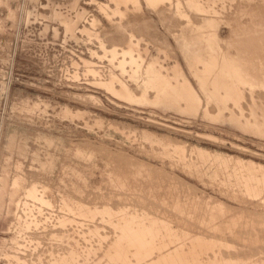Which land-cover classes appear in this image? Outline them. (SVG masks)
<instances>
[{"label": "rangeland", "instance_id": "obj_1", "mask_svg": "<svg viewBox=\"0 0 264 264\" xmlns=\"http://www.w3.org/2000/svg\"><path fill=\"white\" fill-rule=\"evenodd\" d=\"M256 111L264 0H0V264H264Z\"/></svg>", "mask_w": 264, "mask_h": 264}, {"label": "bare ground", "instance_id": "obj_2", "mask_svg": "<svg viewBox=\"0 0 264 264\" xmlns=\"http://www.w3.org/2000/svg\"><path fill=\"white\" fill-rule=\"evenodd\" d=\"M212 67H215V66H211L210 68H207V69H209V73H210V69H212ZM205 69H206V68H205ZM205 69H204V71H205ZM221 69H224V68H221ZM202 70H203V69H202ZM214 70H215V71L217 70L216 67H215ZM214 70H212L211 73H212ZM209 73H208V75L206 74V76L204 75V77H205V79H206L205 81H207L208 79H210V78H212V77H214V78L216 77V74H215L214 76H211L212 74L210 73V75H209ZM221 75H222V74H220V75L218 74V75H217V79L214 80V83H216L215 81H217V83H218V78H219L218 76H221ZM210 76H211V77H210ZM221 77H222V79H223L224 75L221 76ZM202 78H203V76H202ZM221 81H222V80H221ZM221 81L219 80V83H220ZM202 83H203V82H202ZM204 83H205V82H204ZM204 83H203V84H204ZM217 83H216V84H217ZM222 83H226L225 80H224V82H221V84H222ZM226 84H227V83H226ZM226 84H224V85H226ZM227 85H228V84H227ZM228 87H229V86H228ZM228 87H227V89H228ZM225 89H226V88H225ZM227 89L225 90V92L227 91ZM232 90H233V89H232ZM228 91H229V89H228ZM234 100H235V99H234ZM172 101H173V100H172ZM191 102H192V101H191ZM167 104H168V103H167ZM251 106H252V105H251ZM259 108H260V107H259ZM257 109H258V108H257ZM251 110H252V109H251ZM254 111H255V110H254ZM254 111H253V113H254ZM261 111H262V109H261ZM258 113H259L260 115H259ZM257 114L259 115L258 117L262 116V115H261L262 112H257V111H256V115H257ZM253 115H255V114H253ZM258 117H257V118H258ZM260 118H261V117H260ZM260 118H259V119H260ZM263 118H264V117H263ZM251 120H252V119H251ZM260 120L263 121L264 119L261 118ZM253 121H257L256 118H255ZM258 122H259V121H258ZM255 123L257 124V122H255ZM255 123H254V124H255ZM260 123H262V122H260ZM263 123H264V122H263ZM248 124H250V123H248ZM258 124H259V123H258ZM258 124H257L256 126H255V125H254V126L257 127V126H261V125H263V124H260V125H258ZM240 125H241V124H240ZM242 125H245V124H242ZM249 126H250V125H249ZM251 127H252V126H251ZM261 127H263V126H261ZM261 127H259V128H260V132H261ZM257 129H258V128H257ZM255 131H256V130H255ZM257 132H258V131H257ZM263 135H264V133H263ZM88 163H89V162H88ZM110 177H111V176H110ZM119 183H120V182H119ZM151 183H152V182H151ZM247 184H248V183H247ZM77 187H78V186H77ZM8 194H10V193H7V191H6V189H5V186L2 185V189H0V211L4 209V208H3V206H4V197H5L6 195H8ZM153 196H154V195H153ZM160 246L162 247V245H160ZM160 246H159V247H160ZM164 248L166 249L167 247H165V245H164ZM153 249L156 250L154 247H153ZM170 249H171V248H170ZM154 250H153V251H154ZM167 250H168V249H167ZM153 251H152V252H153ZM162 252H163V251H162ZM162 252H159V254L162 253ZM152 254H153V253H152ZM159 254H156V255H158V257H159ZM167 255H168V254H167ZM155 257H156V256H155Z\"/></svg>", "mask_w": 264, "mask_h": 264}]
</instances>
